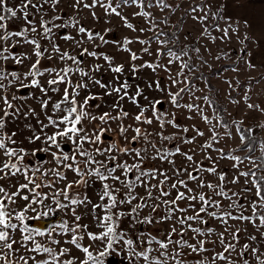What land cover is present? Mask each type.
<instances>
[{"label":"snow or ice","instance_id":"1","mask_svg":"<svg viewBox=\"0 0 264 264\" xmlns=\"http://www.w3.org/2000/svg\"><path fill=\"white\" fill-rule=\"evenodd\" d=\"M61 3L0 0V264H106L113 253L126 264H264V122L245 124L221 105L219 91L202 71L211 64L201 47L192 45L190 33L181 44L179 34L191 19L213 43L236 36L237 60L230 69L212 71L217 78L221 72H241V61L258 70L246 49L249 41L257 46L259 41L241 34L239 24L225 16L226 4L212 0H69L70 16ZM97 8L105 23L118 18L136 37L113 42L105 38L112 29L86 27L80 14L86 10L99 22ZM17 20L23 25L12 30L10 23ZM244 25L250 27L247 20ZM58 39L70 47L63 49ZM109 43L129 53L133 79L145 68L152 71L157 79L147 87L163 98L149 99L140 85L130 83L125 64L96 51ZM133 43L153 59L137 65L142 58L129 47ZM25 47L31 51H15ZM222 56L231 58L222 53L213 59ZM82 57L97 62L87 64ZM102 72L112 73V79L103 80ZM261 80L264 75L249 76L244 84L238 77L220 82L227 85L229 104L264 116V101H252V82ZM126 99L137 109L134 115L124 109ZM178 112L187 121L198 118L205 130L182 125ZM177 156L183 158L179 165ZM220 160L231 163L230 180ZM58 212L59 224L29 223ZM85 218L90 224L82 222ZM160 224L168 228L154 234ZM122 225H131L136 234ZM242 232L247 233L243 242Z\"/></svg>","mask_w":264,"mask_h":264},{"label":"rangeland","instance_id":"2","mask_svg":"<svg viewBox=\"0 0 264 264\" xmlns=\"http://www.w3.org/2000/svg\"><path fill=\"white\" fill-rule=\"evenodd\" d=\"M12 2H14V0H12ZM169 2H171V0H169ZM176 2L179 3L181 2V0H176ZM212 2L216 6H218L221 3L226 4V7L224 9V14L225 16L231 17V20L234 26L237 23L239 24V32L241 34L247 32L250 37L259 41V46H257L256 43L249 41L247 45V49H246V51H250L252 53V57H251L252 62L258 66V70L246 69L243 62L241 61L240 62L241 72L236 73V72H232L231 70H229L226 72H221V75L219 78L212 77L210 75L212 71H219L222 68L230 69L233 66V64L237 60V55L239 54V49L241 45L235 35H232V38L229 42H223L217 39L215 43H213L211 38L208 36L201 37L200 25L194 24V22L191 19L186 20L182 27V30L179 34L180 42L181 44L186 43L187 41H185L184 39L185 33H190L189 40L192 42V45L194 47L195 46L201 47V53L204 54V58L208 60V62L211 64V68L204 67L202 71L205 76L209 77L211 81V86L219 91L218 99L222 106H226L233 116H236L237 118H243L245 121V124H254L257 121L264 122V116H261L260 114L255 113V112L248 111L245 107H243V105L237 108L235 105L229 104L225 96L227 85L220 82L224 78L234 79L238 77L240 80V83L244 84L248 80L249 76L256 77L258 79L261 75H264V0H212ZM68 4H69V0H62L61 5L59 6L65 16L72 15V9L70 7H67ZM96 12H97V15L101 17L99 22L93 21L92 17L88 14L86 10L80 14L81 22L85 24L86 27L93 28L96 31L103 32L104 29H109V28L112 29V31L107 33L105 36V38L109 41H113V42L121 41L123 37L125 36L129 38L136 37L137 32H133L129 29H126L118 18L114 17L112 18L111 23H105L106 18L103 16L102 10L97 8ZM180 15L181 13L178 11L175 14V16L172 17L173 21H176ZM157 18H160L159 13H157ZM37 19H39V17H37ZM130 20L133 24H136L138 26H143L144 24L143 20H140L138 18L133 19L131 18V16H130ZM245 20L249 22L250 27L245 28V25H244ZM220 24L222 27L225 26V21L223 20L220 21ZM22 25H23V21L17 20L13 23H10V28L12 30H17ZM67 31L72 32L73 30L68 29ZM166 31L171 32L172 29L168 28L166 29ZM60 35H63V32H61ZM214 35L219 37L220 33L216 32L214 33ZM57 42L61 45L63 49H68L70 47V44L64 42L63 40L58 39ZM204 46H207L208 49H211L210 54H205ZM129 47L132 49V51L137 52V54L141 56L142 58L140 60L135 61L137 65L143 63L144 61H151L153 59L152 56H149L148 54L140 51V49L142 48L140 44L133 43L132 45H129ZM152 47L155 48L156 45H152ZM15 51H18V52L29 51L30 52L31 49L25 47V48L15 49ZM96 51L103 52V53H106L114 57V62L116 64H120V63L125 64L126 66L125 75L128 76L130 83H132L133 85H136V84L140 85L144 89L145 95H147L149 99L163 98V94L152 91L147 87L148 82L157 79V77L152 73L150 69L145 68L141 72L136 74L135 79L132 78L130 74V69H128V65L130 63L129 53L124 52V51H119L114 43H109L107 45H104L102 48L96 49ZM222 53H228V55L231 58L229 59L228 56H222V58L219 61H216L213 59L214 55H218ZM33 59L35 58L33 57ZM81 59H83L85 63L87 64H92V63L97 62V61H93L91 57H82ZM98 62L101 64L104 63L103 60L98 61ZM48 63H52V62H48ZM11 64L12 62L9 61V65ZM97 75L98 77H101V74H97ZM112 76L113 74L110 72H102V79L105 81L111 80ZM159 78L161 80L162 86L165 85L166 80H165V73L163 71L159 72ZM198 86L203 88L204 87L203 82H198ZM252 87H253L252 101L256 102L258 99L261 101H264V80H261L260 83L258 84L255 83V81H253ZM27 91L28 90H24L23 94H27ZM94 91L100 92L102 90L99 88H96L94 89ZM49 94L53 95V98L55 99L54 94L52 93H49ZM209 94L211 95L212 93H209ZM233 96H239V92H233ZM105 100L108 103L112 102V99L109 97H105ZM29 103H32V101H29ZM90 103L95 104L97 102L92 101ZM140 103L142 105H146L147 101L141 98ZM33 106L35 107L36 105L33 104ZM123 107L126 111H128L132 115H134L137 111L135 106L131 104L127 99L123 101ZM164 107L170 108V106L167 104H165ZM93 110L97 112L100 111V109H93ZM104 110H107V108H105ZM37 111H39L38 108H37ZM41 119H43V116H41ZM177 119H178V122L181 123L182 125L195 123L202 130H205V125L198 118L193 121H187L184 115L178 112ZM29 122L35 123L34 120H30ZM126 123H131V121H126ZM188 135L191 136V135H194V133L189 132ZM212 155L215 157L216 154L212 153ZM196 158L202 159V154L198 155ZM182 159L183 158L179 156L175 157L176 164L179 165ZM207 163L208 162L205 161V164ZM154 164L155 166H161L159 161L154 162ZM163 167L167 168V164H164ZM219 167L223 171H226L229 173L228 179L230 180L231 173H232L231 163L227 160H220ZM204 175L208 180L212 181L213 183L216 182L215 177L208 176L207 173H205ZM69 178L70 179L72 178L71 175L69 176ZM232 188L234 191L237 190L236 186H232ZM88 191H89L90 198L93 199V201L95 202L97 198H96L94 189H89ZM205 191L207 190L205 189ZM225 203H227V201H225ZM82 222L90 224V220L88 218H85ZM234 223H237V226L241 228H244L246 226L244 223H240V222H234ZM212 226H216L215 221L212 222ZM122 227L125 231L129 233V235L136 234V230L131 225H127V226L122 225ZM167 228H168L167 224L156 225L155 228H153V233L155 234L159 230L167 229ZM248 229H249V232H254V229H252L250 225H248ZM246 236H247V233H244V232L241 233L242 242ZM85 243H87V241H85ZM76 254L79 255L78 252ZM111 256L120 257L115 253H113Z\"/></svg>","mask_w":264,"mask_h":264},{"label":"water","instance_id":"3","mask_svg":"<svg viewBox=\"0 0 264 264\" xmlns=\"http://www.w3.org/2000/svg\"><path fill=\"white\" fill-rule=\"evenodd\" d=\"M62 218H63L62 214L58 212L57 214L47 217L45 219L39 221L33 220V221H29V223L34 227L45 228L50 226L52 223H61Z\"/></svg>","mask_w":264,"mask_h":264},{"label":"flooded vegetation","instance_id":"4","mask_svg":"<svg viewBox=\"0 0 264 264\" xmlns=\"http://www.w3.org/2000/svg\"><path fill=\"white\" fill-rule=\"evenodd\" d=\"M54 224H59V223H52L50 226ZM106 264H126V262L120 257L110 256L109 258H107Z\"/></svg>","mask_w":264,"mask_h":264}]
</instances>
